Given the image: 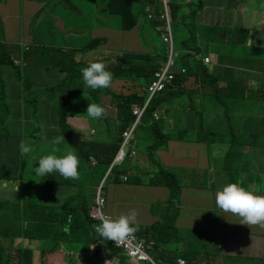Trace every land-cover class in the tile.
I'll use <instances>...</instances> for the list:
<instances>
[{
    "label": "trees",
    "instance_id": "16d2710c",
    "mask_svg": "<svg viewBox=\"0 0 264 264\" xmlns=\"http://www.w3.org/2000/svg\"><path fill=\"white\" fill-rule=\"evenodd\" d=\"M32 3L38 5L37 11L32 18L34 20L44 12L46 20L48 22V29L50 30V36L52 38L53 32L58 31V25L55 19L49 18V14L68 12L70 16L67 19L68 27L76 26L75 32L77 37L73 39L61 33L70 43H64V47H71L70 58L62 65V70L68 73L66 79L67 85L82 86V91L93 92V100H97V94L103 93L109 96L110 100L117 99L116 109V137L114 142L97 141L90 143L86 146L85 156L88 160L93 158L97 159L96 164L106 165V169L113 163V160L118 153L120 144L122 141V132L130 127L134 122L132 116V107L143 106L147 100L148 95L145 92V88L151 81L153 73L160 67L161 63L167 60L166 45L162 50L161 55H157L154 42H150L148 47L149 51L145 54H138L136 52L121 54V50L125 48H116L114 44V36L110 29L109 19L113 17L120 18L119 29L113 28V30L121 32H131L137 30L139 25V19L141 18L148 27L154 31L157 27L159 34L161 32L160 26L162 21H157L156 18L163 12L162 8L157 9L155 3H146V0H141L143 4H146L143 9L139 10L138 15L135 16L132 12L134 0H106L99 4L103 8V14L106 15L105 19L98 20L95 18L93 23L92 16L86 11L91 4L97 6L98 0H88V5L76 3L72 0H31ZM140 0H137V2ZM4 3V0H0ZM162 2V1H161ZM259 5H263L260 9L262 16H264V0H255ZM185 5L190 7V12L184 11ZM181 6V7H180ZM197 7V9H195ZM204 5L202 0H196V3L188 1L179 3L175 2L170 4L168 10L169 21L178 22L185 28L187 37L181 40V46L185 49L183 60L185 61L184 67L178 72L174 71V79L170 85L155 95L149 102L140 124L134 131L135 145L130 144V150L136 151L138 143L142 140L140 137L141 130L149 134L150 138L158 140L162 143L158 147L159 143L156 141L150 144L148 138L143 139L147 143L143 145L144 148H148L144 151L145 157L149 160L151 165L156 168L155 173L143 174L128 170H118L113 164L108 175L105 178V183H122L120 177L126 176L124 183L130 185H139L142 181H139L140 175H142L143 181L148 185L164 186L170 191V199L175 198L180 188L173 189L174 179L171 181H161V178L174 177L173 173L166 169L160 161L156 158V152L159 148L165 146V142L169 140H189L190 142L212 144H228L232 148H241L247 150L255 147H264V44L260 45L259 37L264 36V29L262 31L254 30L250 31L248 28H234L228 31V40L232 43H222L219 45L215 39L212 44L204 43L199 39L197 31L195 29V21L191 22L194 15L199 13L203 9ZM146 8V9H145ZM181 13V15H180ZM97 14V13H96ZM58 15V14H57ZM189 20V24L186 25V21ZM0 15V96H4L6 89L3 83V69L2 67H11L13 77L17 82L22 84V99L25 102L26 95H34V101L28 99V108H32L31 119L37 120L38 109L37 100L40 98L37 93H33L30 89L29 82L22 78L26 77L22 72L20 66H15L11 60L12 54L7 49V39L4 32V26ZM144 24V23H143ZM172 26V25H171ZM170 26V27H171ZM222 26V25H221ZM108 27V28H103ZM264 27V23H263ZM53 39V38H52ZM75 40H82L88 43H93V47L87 45H76ZM139 41V40H138ZM107 44L109 42L110 52H106L103 56H93L89 60V51H93L92 48H97L98 43ZM55 44V43H54ZM53 44V45H54ZM218 45V46H217ZM206 49V53L200 51V47ZM120 51V52H119ZM213 51L217 55V64H203V58L208 56V52ZM225 51L226 53H223ZM242 55V59H235V55ZM108 55V56H107ZM26 59L24 54L22 60ZM38 60V57H34ZM47 61L49 63H47ZM136 61H140L141 64H135ZM43 65L41 67L48 68L49 65L55 66L58 69V64L54 52L50 51L43 58ZM91 62H102L106 66V70L110 71L113 75L111 86L106 89H98L94 92L91 89H85L81 78L80 69L86 67ZM146 65H143V64ZM192 63L193 66H190ZM49 64V65H48ZM211 65V68L207 66ZM147 68L148 71L145 69ZM184 69V73L181 70ZM27 78V77H26ZM119 80H123L119 81ZM135 80V81H134ZM248 80L255 82L256 89L252 90L248 84ZM137 83L142 89L141 94L128 93L124 94L122 91L115 92L113 89L115 86L120 85L123 90H131L134 84ZM193 86V90L190 86ZM207 88L209 93H206L204 89ZM67 89L65 95L61 97V100L57 102L55 107L57 126L59 128V135H63L64 139L71 140L73 129L67 124L66 118L69 114L67 110L72 106L73 98L82 91L75 87L73 91ZM104 90V91H102ZM108 92H107V91ZM54 90L47 91V94L52 93ZM254 92L256 95L248 96V92ZM184 94H187L188 99L185 101ZM171 100L169 104L167 101ZM37 102V103H36ZM164 104V105H163ZM163 109L162 117L170 115L168 118L154 121L153 113ZM190 109L194 110V115L198 118L194 124L191 123L192 119L188 112ZM204 112H207L204 114ZM220 117V118H219ZM117 123V124H116ZM188 133H190L188 137ZM0 135L10 139L12 145L18 150V145L21 138L10 135L7 131V126H1ZM171 135H174V139H171ZM88 142V141H86ZM1 145V144H0ZM85 147V146H84ZM82 148V147H80ZM154 148V149H153ZM5 148H0V153ZM18 154L16 153V156ZM232 155L224 152L223 159H230ZM134 158L129 157L127 153L124 161L128 163ZM137 159V158H136ZM1 162V159H0ZM0 173L2 180L14 181L15 177L8 178L9 174L3 172L0 164ZM234 172H227V183H231L237 175ZM52 178V175H50ZM56 182H54V181ZM60 179L48 178L45 182V186L49 187L47 194L40 195L41 199L37 201H31L30 198L22 199L24 202L22 205L19 203L13 205L0 203V264H32V255L30 250L24 249L21 246H14V238L20 240V234L16 232L12 225H7V221L10 219V213L13 206H19L20 216L22 218V230L24 237L33 238L34 234H37V239H42L47 242L46 232L58 231V236H55L48 246L42 247L41 253L59 251L66 249L72 254H77L74 248H69L66 244H71L68 237V231L77 229L74 234L73 241L78 242L84 239L88 246L94 243H102L106 247L107 251L105 256L111 264H134L128 259L127 256L122 255L120 249L115 248L111 241H103L98 238V235L93 230V225L98 222L91 220L88 216V212L92 205H94L95 191L86 189L85 187H71L68 190V184ZM32 183V182H31ZM20 184V183H19ZM30 188L40 189L38 185L32 183ZM82 189V190H79ZM59 190L66 194L62 196ZM55 193V195H54ZM33 203V204H32ZM71 209H74L72 212ZM45 212L47 214H45ZM105 214H108V205L105 204L103 209ZM73 213V214H72ZM72 215V216H71ZM69 217L71 221L69 222ZM80 217V218H79ZM164 226L158 223H154L150 226L143 227L138 226L139 230L134 234L138 239L142 240L148 251L158 253V259L162 262L170 263L174 259L180 257L183 258L187 264H214L215 258H206L208 255L206 245L200 246L195 240L194 230L176 229L170 222V220L163 221ZM67 227L68 231H65ZM89 227L90 231L86 232V228ZM192 232L193 236L189 234ZM2 232V233H1ZM49 232V231H48ZM188 232L186 235L184 233ZM5 238L10 243V248L3 247ZM23 239V238H22ZM171 242L177 243V252H183L186 256H176L171 252L167 254L168 244ZM85 243V244H86ZM179 244L183 247L180 250ZM203 251L200 256L198 251ZM78 262V260H76ZM104 259L100 254L86 257L81 264H104Z\"/></svg>",
    "mask_w": 264,
    "mask_h": 264
},
{
    "label": "crops",
    "instance_id": "0c3cea01",
    "mask_svg": "<svg viewBox=\"0 0 264 264\" xmlns=\"http://www.w3.org/2000/svg\"><path fill=\"white\" fill-rule=\"evenodd\" d=\"M4 1V3L0 2V15L3 21L2 23L4 26V32L6 36L11 38L10 41L12 42L11 45H7V49H9V53L13 55V57L11 56V60H13L14 64L23 63L21 72L27 78L22 75L21 77L25 78L29 82L32 92L38 94L41 93V98L39 99H42L44 96L40 102H38V100L37 102L38 104L41 103V108L45 106V108L49 110L43 112L42 109H38L37 120H43L46 118V115L50 120L47 125L42 124L41 121L38 122L39 125L37 128L38 130L43 129L46 135H50L53 137L52 139H54L56 136H59V128L56 124L57 119L54 113L56 106L55 100L50 97V92L47 94V90H55L61 86L67 85L66 79L68 78V73L62 70V65L70 58L71 54L69 52L71 51V47L60 46L52 39H50L48 43H43L38 39H33L28 36L25 23H22L21 19L22 17H32L37 11L38 5L32 2L21 5V0ZM232 1H236L232 7H230L231 4L224 6L228 9H231V14L224 17L225 19L222 22V26L219 28H214V24H212L217 19V17L212 16L211 20L208 19L205 21V15L209 12V10H206L205 6L203 7V12L201 11V19H203V21L198 19L200 23H198L197 20H195L194 23L195 29L201 41L207 44H212L213 39H215L219 45L229 42L233 44V42L228 40L229 30L237 27H244L248 28L250 31L254 30V34L256 31H262L264 29V22L262 24H257L256 26L254 25L252 29H250L251 25L253 24V15L251 13L250 18H246L244 20L240 19L238 16V11L241 8L251 7L255 0ZM162 4L164 12V7L167 9L166 0H162ZM262 6L259 5L258 8L255 9L261 11L260 8ZM54 20H56L58 27L62 28V25L58 23L59 20L57 18ZM219 20L221 21L222 18H219L217 21ZM235 20H239V23H235ZM247 20H249L250 26H247L244 23V21ZM202 27H208V29L203 30ZM58 31L64 33L60 30ZM132 31V33L136 32V30ZM117 32L119 33V38L116 39V34L114 33V30H112L116 48H125L132 41H134L136 48L139 49L140 52H144L140 44L137 43L138 37L136 39V33L135 36L132 35L131 39V37L128 38L125 33L121 31ZM259 39L260 42H258V44L263 45V36H260ZM16 43L22 45L27 43L28 45L25 46V52L28 53L31 51L33 59L34 57H38V60L29 59L26 61L24 59L22 62V55L20 54L19 57H17ZM50 51L54 52V56L56 57L57 62H59L58 70L55 66H51L49 64L48 68L41 67V65L44 63L43 53L48 54ZM35 52L36 54H34ZM223 53L226 52L223 51ZM104 54L105 52L103 55ZM26 56H28V54ZM234 58L236 60L242 59V55L236 54ZM209 59V64H217V57H210ZM47 63L49 62L47 61ZM4 74L6 75L8 81L5 89L8 93V105L11 109L10 119L15 121L16 124L15 132H12L8 126L7 131L10 133V135L20 139L23 128L31 124L29 120H32V117L31 113H29L30 109L21 103L20 89H22V84L15 80L12 71H5ZM248 84H250V82ZM193 89L194 88H191V90ZM204 91L209 93L207 88H205ZM82 94L83 93L78 94L80 99L78 100L77 104L72 102V104L75 106L74 109H76L75 113H69L66 118L67 124L73 129L75 138L78 137L77 140L81 139L80 141L76 142H79L77 143V146L82 148L75 152L80 161L78 167L79 179L65 180L58 173H53L52 178L60 179L59 182L63 181L64 183L68 184V190H70L72 186L75 187V190L77 189L76 187H85L86 189L94 191L101 187L103 194L106 197V203H108V215L113 218H116L121 214H127L130 210L135 209L138 215L146 214L147 219L150 222L159 224L160 222L163 223L165 219H169L171 224L176 229L194 230L197 241L196 243L199 246L202 243H208L211 245L207 248V252L208 255L209 252H211L212 255H215L216 264H255L256 259H254V255H256L257 259L260 258L261 255H264V228L259 226H253L249 228L240 225L238 217H230L225 215V213L217 209L215 205V193L217 190L222 189L225 183H227V172H234L236 173L235 175H237L231 182H238V180L242 178L243 183L241 186L248 190L255 188V185H264V147H255L251 149L247 148V150H242L241 148H232V146L228 144L208 145L206 143L190 142L189 140H169L165 142L164 147L159 148V150L156 152V158L160 161V163H162L168 170L186 171L187 176L198 174L200 171H205L207 172L205 178H208L207 184H197L198 180L194 182L190 181L186 177L184 182L186 183V186L180 188V191L178 192L180 193V196L176 195L175 199H170L169 189L161 185H148L145 181H143L142 175H140L139 179V181H142V183L139 185H131L129 189L124 188V185H126L124 182H111L102 187L111 167L109 166L108 169H106V165L104 166L102 164H96L97 159L95 160L91 158L88 160L84 153H86V146L90 143L97 141H106L107 143L111 141L114 142L115 139L112 138L114 131H112V126H108L107 124V127L103 128V133L99 134V138L97 140L87 139V136L84 135L85 132L88 131L90 135H94V132L96 133V131H94L92 127L87 126L86 123H83L88 119L84 113H86L89 101L93 103H99L100 101L102 102L101 98L98 99V96L103 95L97 94V100L94 101L93 97H90L91 100H89V97H83ZM106 97L109 98L108 95H106ZM31 100L34 101V95L31 96ZM71 107L72 106H70V108ZM105 108L107 109V115H109V107L105 105ZM44 113H46V115ZM115 119L116 113L115 118L110 120L115 122ZM99 120H102V118ZM81 129L83 130L81 131ZM82 139L88 142H83L84 140ZM0 144V148H5L2 153H0L1 168L3 172L9 175L13 174L15 176L14 181L11 182L13 187L12 190L0 188V203L3 202L5 205H11L13 202V205L17 203L22 205L24 202L21 200L25 198L20 196V193L18 192L19 190L24 189V187L21 185L22 170H24L23 176H27L30 170H32V166L35 165L40 158L38 155H36L35 158H32V155L39 153L38 149L40 145H36L37 148L31 146L32 152L27 156H22L19 152V149L16 150V148L13 147L12 141L6 137H3L2 135H0ZM224 152L226 154L230 153L232 157L230 159H223ZM16 153L18 154L17 156ZM136 158L137 160L128 162L132 167V169L128 170L130 173H133V170L135 172L142 173V168L139 164L140 158L142 157H139L137 153ZM93 161L95 163L92 165ZM174 176H176V174H174ZM49 177L50 175L43 178L42 183L38 185V187L43 190L41 195L44 197L47 194L46 192L49 187L43 184H45ZM122 177L127 178L126 176ZM122 177H120V180ZM0 180H2L1 173ZM17 186H19L18 191L14 193ZM59 193L62 196H66V194L60 190ZM262 193L264 194L263 190ZM30 200L33 199L30 197ZM170 211H172V213H170ZM138 215L136 223L138 226H142L144 220H139ZM38 240L42 239L38 238ZM31 243L32 244L26 245L25 241L21 239L19 246L30 250L32 255V264H42L44 254L48 255L47 264H72L73 257L78 254L77 249H75L77 254H72L68 250H66V254H63L61 252L63 249L57 252L54 251L42 254V247L34 242ZM94 245V249H90L92 245L88 247V250L84 253L85 258L100 254L104 261H108L107 257L105 256V254H107V249L104 244L97 242L94 243ZM178 248L183 250V247L180 244ZM198 252L200 256L203 257L202 249ZM208 255L206 258L202 259L213 258V256L209 258ZM75 264H78V262L75 261Z\"/></svg>",
    "mask_w": 264,
    "mask_h": 264
},
{
    "label": "rangeland",
    "instance_id": "374dc122",
    "mask_svg": "<svg viewBox=\"0 0 264 264\" xmlns=\"http://www.w3.org/2000/svg\"><path fill=\"white\" fill-rule=\"evenodd\" d=\"M72 1H74L76 3H81V4H84V5H88V0H72ZM105 1L106 0H98L99 3L97 4V6L91 4V6H89V8L86 9V11L92 16L93 23L95 22V18H97L98 20L106 18V15L102 13V12H104L103 8H101L99 6L100 3L105 2ZM161 1L162 0H146V3H148V2L149 3H155L156 8L159 10V9L162 8V6H161L162 2ZM188 1L196 3V0H166L167 9L170 10L169 7H170V4H172V3L174 4L175 2H178V4H179L180 2H184V4H185ZM30 2H32V1L31 0H21V5H24V4L30 3ZM134 2L135 3L133 4L132 12H133V14L135 16H139L138 15L139 10L143 9L145 6L147 7V5L143 4L141 2V0L138 1V2H137V0H134ZM235 2H233L232 0H202V3L206 7V10L207 9L209 10V12L206 13V15H205V21H207L208 19L211 20L212 16L217 17V19L212 23V24H214L213 27L214 28L221 27L222 22L225 19L224 17L231 14V9H228V8H226L224 6L227 5V4H231L230 7H232ZM258 6H259L258 2H253V5L251 7H249V8L248 7H244V8H241L238 11V16L242 20H244L246 18H250V13L253 15L252 16L253 24L251 25L250 29H252V27L254 25L256 26L257 24H262L264 22V16H262V12L260 10H258V9H255V8H258ZM195 9H197V7ZM184 11L189 13L190 12V7L185 5ZM201 11L193 16V18L191 19V22L197 20V22L200 23L198 21V19L202 18V12L203 11L202 12ZM67 15H70V14L68 12H63L61 14L55 13V14H49V18H51V19H53V17L57 18L59 20L58 23H60L62 25V28L58 27V30L64 32L66 35H68L70 37H73V39H74V38L77 37V34L75 32V29L77 27L76 26H69L68 27L67 19L70 16H67ZM180 15H181V13H180ZM219 18H222V20L221 21L220 20L217 21ZM21 21H22V23H25L26 32H28V36L33 38V39H38V40L42 41L43 43H48L50 41V39L53 38L52 40L54 42L58 43L60 46H63L64 43H70L69 40H67L64 36L60 35V32H53L52 38H51L50 30L48 29V22L46 20L44 12L39 17V20L34 21L32 17H24V18L22 17ZM201 21H203V19H201ZM234 22L235 23H239V20H235ZM185 23H186V25H188L189 24V20H187ZM244 23L247 26H250L249 20L244 21ZM119 24H120V18L119 17L116 16V17H113L112 19H109V25H110V29L111 30H113V28H119ZM178 24H179L178 22H172V20H171L170 26L172 25L171 26V34H172V40H173L172 47H173V59H174V71H176V72H178L182 67H184L185 61L183 60V56L185 54V49L181 46L180 43H181L182 39L187 37V32H186L185 28L182 27L181 25H178ZM25 26H24V28H25ZM202 29L206 30V29H208V27H202ZM132 32L133 31L125 32V35H127L128 38L131 37V39H132V35L135 36V33H136V39L138 37L137 43L140 44V46L142 47L144 52L143 51L140 52V50L136 48V45H135L134 41H132L128 46L125 47L124 50H121L122 51L121 54L132 53L131 51L136 52L138 54H145L146 52L149 51V47H148L149 43L150 42H154L157 55H161L162 50L165 48V45L163 44L161 35L159 34V30L157 29V27L154 28V31L151 30L148 27V25H146L145 22L140 18L139 19V25L137 27L136 32L135 33H132ZM114 33L116 34V39L119 38V33L117 32V30H114ZM263 39H264V36H263ZM10 40H11V38L8 37V39H7L8 45L12 44V42ZM75 44L76 45H87V46L93 47V43H88V42L82 41V40H75ZM27 45H28L27 43H25V45L16 43L17 57H19L20 54L22 55V57H23L24 54L25 55L28 54V56H26L25 60L26 61H28L29 59L30 60H34L33 56L31 55V51H29L28 53L25 52V46H27ZM108 45H109V42L106 45L105 44H101L99 42L98 45H97V48H92L93 51H89L88 52L89 60L91 59V55L100 57V56H103L104 52L108 53V52L112 51V50H109ZM129 50H131V51H129ZM8 51H10V50L8 49ZM200 51L206 53V49H204L202 46L200 47ZM69 53L71 54V52H69ZM34 54H36V52ZM43 55L46 57L45 53H43ZM207 55H208L207 57H209V58L210 57H217V55L215 53H213V51H209ZM12 57H13V55H12ZM22 62H23V60H22ZM135 64H141V62L140 61H136ZM22 65H23V63H21V64L15 63V66H20V68L22 67ZM143 65H146V64H143ZM190 66H193L192 63H190ZM207 67L211 68V65H208ZM2 69H3V83H4L5 87H6L7 84H8V81H7V78H6V75L4 74V72L5 71H12V68L11 67H2ZM145 69L148 71L147 68H145ZM0 73H2V72H0ZM119 81L123 82V80H119ZM249 82H250V84H249L250 88L252 90H255L256 86H255L254 82H252L251 80H248V83ZM189 86H190V89L193 88L192 85H189ZM75 87H78L82 91V86H80L79 84H77L76 86L68 84V85L61 86V87L55 89L51 94H49L50 97L55 100V106L57 105V102L61 100V97H63L65 95L64 92L67 89H70L69 91H73L72 89H75ZM49 90L51 91L52 89H49ZM49 90H47V91H49ZM102 91H104V90H102ZM113 91H115V92L122 91L124 94L134 93V92L138 93V94H141L143 92V89L139 85H137V83H135L134 87L131 88V90H124V89L122 90L120 85H118V86H115ZM94 92H96V90ZM82 93H83V91H82ZM40 94H38V95L41 98ZM90 94L93 95V92H84L82 94V96L83 97H89V100H91L92 96ZM100 94H102L103 96H98V99L101 98L102 102L100 101L97 104H99L100 106H102L105 109L106 115L102 118V120H103L102 121V120H99V119L98 120H93V119L89 118L86 115V113H84V115L88 119L86 120V122H83V123H86L87 126L92 127L94 129V131H96V133L94 132V135H90L88 133V131L85 132L84 135L87 136V139L97 140L99 138V134L103 133V128L107 127V124H108V126L109 125L112 126V131H114V134H113L112 138L115 139V137H116V126L114 124L115 122L113 120H110V119H112V118L114 119L115 118V113H116L115 107L117 106L118 100L117 99H113L114 100V102H113L112 100H110V98L106 97V94H103V93H100ZM247 95L251 96V95H256V94L252 91V92H248ZM31 96L32 95H26V97H25V102L26 103H24V101L22 99V93H20L21 103L24 106L28 107V102L27 101H28V99L31 98ZM43 97H42V99H43ZM184 97H185V101H187V99H188L187 94H184ZM42 99H38V102H40ZM79 99H80V96L78 95L76 98H73L72 102L74 104H77ZM8 101H9L8 93L6 91L4 96H0V126H8L12 132H15L16 124H15V121L10 119V117H11V109H10V107L8 105ZM170 102H171V100H168L167 104H169ZM105 105L107 107H109V115H107V109L105 108ZM74 107L75 106L72 104V107L67 110V113L69 112L71 114H74L75 110H76V109H74ZM37 109H39V110L42 109L43 112H46L47 110H49V109H46L45 106L41 108V103H39L37 105ZM32 111H33V109L30 108L29 113H32ZM162 111H163V109H159L155 113L160 116L159 119L162 118V120L164 121V119L168 118L170 115L162 117L161 116L162 113H163ZM54 113H55V116H56V112L55 111H54ZM188 113L190 114L191 119H192L191 123L194 124L196 121H198V118L194 115V110L190 109V112H188ZM206 113L207 112H204V114H206ZM44 114L46 115V113H44ZM56 119H57V117H56ZM49 120L50 119L48 118L47 115H46V118H44L43 120H41V119L40 120H29L31 122V124H29V125H27V126H25L23 128L21 141L23 140L26 144H29L30 146H34L35 148H37L36 145H40L39 149H38L39 153L38 154H36V153L33 154L32 158H35L36 155H38L39 157H42L44 155L53 154L51 152V149L53 147H59L60 148V152L55 153L58 156L59 155H63L67 151L77 152V150H79L80 147L77 146V143H79V142H76V141H80L81 139L77 140L78 137L75 138L74 133H72V135H71V140L64 139L65 142H62L60 145H53L51 143V141L53 140L52 139L53 137L50 136V135H46L44 133L43 129L38 130V128H37L38 125H39L38 122L41 121L42 124L47 125ZM56 124H57V122H56ZM83 129H85V128H83ZM83 129H81V131ZM189 135H190V133H188V137H189ZM140 137H143V138H141L142 140H140L139 143H138L137 153H138L139 157H142V158H140V163H139L141 168H142V173L143 174L155 173L156 172V168H154L151 165V163L149 162V160L144 156L145 153H144L143 149L145 151H147L148 148H144L143 147V145L145 143H147L143 139L148 138L151 141L150 144H153V142L156 141V143H159L158 147L161 146L162 143H160L156 139L150 138L149 134L145 133L144 130H141ZM171 137H172L171 139H174V135H171ZM82 140H84V139H82ZM134 142H135V139H134ZM134 145H135V143H134ZM128 150L129 149H126V152H128ZM223 158H224V155H223ZM134 160H137V159L134 158L132 160V162ZM93 163H94V161L92 162V164ZM113 164H115V166L120 171L132 169L131 164L127 163L126 161L124 163H122V162H114ZM34 167H38L37 162H36L35 165L32 166V170H30V172L28 173L27 176H23L24 170H22V182H21V185H22V187H24V189H21V190L18 191V189L16 188L14 193H16V191H18L20 193V196H22L24 198H30L31 197L33 200L37 201L38 199H41L40 195L42 194L43 190L42 189L36 190V188H30L32 186L31 182H33L35 185H39L40 183H42L43 179L39 178V177H37L35 175V173L33 171ZM141 168H140V170H141ZM169 171L173 172V175L176 174V176L171 177V178H169V177L163 178V179L161 178V181L162 182L171 181L172 179H174V183L172 185L173 189H177L178 190L179 188H182V187L186 186L185 185L186 183H184L185 180H186L185 179L186 177L190 181H194L195 182L196 180H198L197 184H207L208 183V178H205V176L207 174V172H205V171H200L198 174L189 175V176H187V172L186 171L170 170V169H169ZM133 172H135V171L133 170ZM137 173H139V172H137ZM177 176H178L179 182H178ZM13 177H15V176L13 174H10L8 178H13ZM80 179H82V178H80ZM11 182L12 181H9L7 179L0 180V188H4V189H7V190H10V189L12 190L13 187L11 185ZM77 183H75V184H77ZM108 183L106 182L105 185H107ZM124 186H125L124 187L125 189H129V187L131 185H127L126 184ZM261 189L264 192V185H255V188H253L251 191H253V192H255L256 194H259V195H264L262 193ZM178 196H180V193H178ZM33 200H31V201H33ZM106 205H108V203H106ZM73 210L74 209H71L70 211L72 212ZM155 212H156V209H155ZM157 212H160V211H157ZM170 213H172V211H170ZM45 214H47V213L45 212ZM225 215L233 217V215H231V214L225 213ZM138 216H139V220H142V219L144 220V223L142 225L143 227H147V226H150V225L154 224V222L148 221L146 214H139ZM187 216H188V213H187ZM159 224L164 226V224L162 222H160ZM7 225H12L14 227L16 232L20 234V238L21 239L23 238V240L25 241L26 245L32 244L31 242H34V243L38 244L40 247H45V246H48V243L50 244V241L55 236L59 235V234H57L58 231H51L49 229L48 230L49 232L48 231L46 232V236H47V240L46 241L47 242H44V240H38L37 239V234H34L32 239L29 238V237H24V233H23V230H22V218L20 216L19 206H13L12 211L10 213V219L7 221ZM182 227H184V226H182ZM184 230H186V229H184ZM87 231H90L89 227L86 228V232ZM76 232H77V229H75L73 231H68V237H69V241H70L71 244H66V245L69 248H74V249H77V251H78V254L76 256H74L73 259H72V264H75L76 260H78V264H81V262L85 259L84 253L88 250L89 246H88V244L86 243V241L84 239H81L78 242H74L73 241L74 234ZM187 233L188 232L184 233L183 235H186ZM189 234L193 236L191 231H189ZM17 239L18 238H16V237L14 238L15 241ZM2 240L4 241L3 247L6 248V249H9L10 248V243L4 237L2 238ZM195 240H196V237H195ZM16 243H19V240H17ZM202 244L206 245V247H210L211 246L208 243H202ZM14 246H16V245H14ZM167 246H168L167 254H170L171 252H173V254H175L176 256H179V254H181L182 256H186V257L189 258L188 253H187V255H185V254H183V252L180 253V252L176 251L177 243L171 242ZM180 250L181 249H179V251ZM120 251L122 252V255L126 256V254H125V252L123 250L120 249ZM61 252L63 254H66L67 251H66V249H63ZM147 252L155 260L158 259V253L153 252V251H148V250H147ZM212 256L215 258V255H212V253L209 252L208 257L210 258ZM237 257H240V256H237ZM47 258H48V255L44 254L43 263L42 264H47ZM254 259H256L255 260V264H264V255H261L260 258H258V259H257L256 255H254ZM140 264H147V263H140ZM214 264H216V258H215Z\"/></svg>",
    "mask_w": 264,
    "mask_h": 264
},
{
    "label": "clouds",
    "instance_id": "9594fccd",
    "mask_svg": "<svg viewBox=\"0 0 264 264\" xmlns=\"http://www.w3.org/2000/svg\"><path fill=\"white\" fill-rule=\"evenodd\" d=\"M80 72L85 89L95 91L111 86L113 75L110 71L106 70V66L102 62H91L86 67L81 68ZM86 115L93 120H98L103 118L106 112L99 104L89 101ZM62 142H65L63 135L56 136L51 141L53 145H60ZM83 142L86 141L84 140ZM18 149L22 156H27L32 152V147L23 140L19 143ZM51 152L53 154L44 155L38 159V167L33 168L35 175L43 179L53 173H58L65 180H78L80 161L75 152L67 151L63 155L58 156L55 153L60 152L59 147H53ZM135 155L131 158H136ZM112 165L113 163L110 167ZM122 182L125 181L122 180ZM242 183V178L238 182L225 183L222 189L217 190L215 193V205L223 213L238 217L240 225L249 228L253 226L264 228V195L256 194L242 187ZM137 215L135 209L130 210L127 214H121L116 218L103 215L100 218V223L93 225V228L98 238L103 241H112L115 245L119 246L134 238V234L139 230L138 224L136 223ZM70 221L71 218L69 217ZM65 231H68L67 227ZM16 241L14 245L19 246L21 240H19V243H16ZM94 247L95 245L93 244L90 249H94ZM105 264H111V261H105Z\"/></svg>",
    "mask_w": 264,
    "mask_h": 264
},
{
    "label": "built area",
    "instance_id": "2783aa9c",
    "mask_svg": "<svg viewBox=\"0 0 264 264\" xmlns=\"http://www.w3.org/2000/svg\"><path fill=\"white\" fill-rule=\"evenodd\" d=\"M164 1V0H163ZM165 3V2H164ZM165 5V4H164ZM157 21H162V25L160 26V35L163 43L166 45V55L167 60L164 63L160 64V67L154 71L153 77L147 87L145 88V92L148 95L147 100L144 102L143 106L137 107L134 106L131 109L132 116L134 117V122L130 125V127L126 128L122 132V141L120 144V148L115 157V162H121L126 156V149H130V144H134V131L136 127L140 124V120L142 115L144 114L149 102L151 99L162 92L167 85H170L174 79V72H172V68L174 67V59H173V47H172V34L171 27L169 21V15L166 7H164V12L161 13L157 18ZM210 63V59L208 57L203 58V64L207 65ZM184 69L181 70V73H184ZM160 118V116L156 113H153V120L156 121ZM135 150H129V156L132 157L135 155ZM122 180L125 181L126 178L122 177ZM106 204V198L103 194L102 188L99 187L95 190V198L94 205L91 206L88 216L91 220H94L100 223V218L103 215H108L103 212V209ZM109 216V215H108ZM96 224V225H98ZM95 225V224H94ZM94 230V228H93ZM95 232V230H94ZM96 233V232H95ZM97 234V233H96ZM111 244L118 249H121L125 252L126 256L130 259L131 262L136 264L147 263V264H187L183 258H176L170 263L162 262L160 259L155 260L151 257V255L147 252L146 244L138 239L135 235L134 238L126 241L125 243L117 246L114 242L111 241Z\"/></svg>",
    "mask_w": 264,
    "mask_h": 264
}]
</instances>
